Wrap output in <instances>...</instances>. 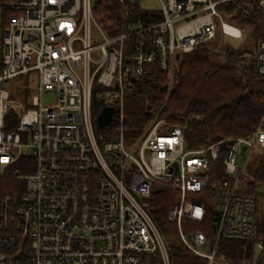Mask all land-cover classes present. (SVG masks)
<instances>
[{"label":"built area","instance_id":"2783aa9c","mask_svg":"<svg viewBox=\"0 0 264 264\" xmlns=\"http://www.w3.org/2000/svg\"><path fill=\"white\" fill-rule=\"evenodd\" d=\"M117 1L127 16L139 2ZM256 1L264 27V0ZM158 2L161 20L128 21L108 37L93 0H0V264H149L154 254L170 264L146 208L163 188L180 192L168 219L177 223L181 242L208 264L219 258L216 243L182 223H201L206 213L189 192L211 187L216 239L254 237L255 198L214 179L211 163L223 155L226 174L237 181L241 154L264 156L263 123L250 136L187 149L183 125L162 117V105L134 141L124 133L125 96L136 82L166 90L167 100L177 55L211 40L219 24L226 36H244L218 10L220 1ZM254 58L264 77V39ZM157 70L167 75L165 82ZM19 76H27L22 99L11 84ZM96 89L118 109L115 133L96 131ZM50 93L53 100L46 101ZM14 110L19 123L9 129Z\"/></svg>","mask_w":264,"mask_h":264},{"label":"trees","instance_id":"16d2710c","mask_svg":"<svg viewBox=\"0 0 264 264\" xmlns=\"http://www.w3.org/2000/svg\"><path fill=\"white\" fill-rule=\"evenodd\" d=\"M220 1L218 10L224 18L240 27L250 39L247 50L235 49L224 42L221 33L181 54L174 69V83L166 100L167 91L149 84L136 82L125 96L123 130L127 138H136L162 105L161 115L171 124L184 127L187 149L199 148L232 136H250L258 126L264 125V77L257 73L255 49L264 39V27L256 0ZM126 7L117 0H93V12L102 27L112 34L120 32L128 21H143L146 25L163 17L158 9L142 7L140 2ZM165 82L167 75L158 71ZM101 91V90H100ZM109 103L96 89L93 93V115L98 116ZM117 125L111 124L99 132L115 133ZM223 155L211 163L214 179L235 184L226 174ZM11 180V179H9ZM256 201L255 235L252 239H216L211 227L213 197L211 187L199 192H189L187 198L205 208L201 223L183 218L185 230L196 229L207 233L216 243L219 258L214 264H264V156L256 169L254 179L243 190ZM180 192L163 188L155 191L146 201V208L156 222L166 244L170 264H208V260L195 255L181 241L177 223L169 221V210L177 203ZM258 243L263 249H258ZM149 264H163L160 254H154Z\"/></svg>","mask_w":264,"mask_h":264},{"label":"rangeland","instance_id":"374dc122","mask_svg":"<svg viewBox=\"0 0 264 264\" xmlns=\"http://www.w3.org/2000/svg\"><path fill=\"white\" fill-rule=\"evenodd\" d=\"M139 2L142 5V7H144V8H148V9H159L160 8V3L158 2V0H139ZM97 22H98V20H97ZM100 26H101V24H100ZM101 28L104 30L106 36L111 37L112 35H115V34H112L111 31H109L108 29H106V28H104L102 26H101ZM95 29H96V27H95ZM217 32L221 33V36H222L224 42H229L235 49L247 50L249 48V46H250V39L245 34V32H243L244 36L241 39H236V38H233V37H229V36H226V35L223 34V32L221 31L220 24L218 26V31ZM103 40H104V38H100L98 40H93V43L96 44V42H102ZM93 56H94L95 59H99L101 57L100 51L99 50L94 51L93 52ZM33 78L35 79V75L33 76ZM26 79H27V76H19V77L15 78V79L11 80L12 87L14 89L17 88V90H18V95L16 96L18 99H22V91H21V89L23 88L24 85L27 84V82H25ZM30 91H31V94L36 93V89L33 86L31 87ZM99 94L100 95H104L106 93H104V90H103V91H100ZM52 97L53 96L50 93V96L46 95L45 99H46V101H52L53 100ZM106 100H107V102L109 104L111 103V97L110 96ZM26 107L30 108L32 106L26 102ZM124 107H125V104H124ZM15 117L17 119H15ZM116 117L117 116L115 114L114 119L112 120V122H110L106 127H108L111 124L117 125V118ZM13 118L15 120H13ZM18 123H19V116H18L16 110H14L12 115L7 119V127L9 129H13V128H15L18 125ZM106 127L102 128V130L105 129ZM98 128H96L97 132H99ZM99 129H101V128H99ZM101 133H106V132H101ZM132 141H134V138H131V142ZM261 158H262L261 156H259V157H256V156L247 157L246 154H241L238 157L237 162H238V164L240 166L242 165V168L239 169V171H238V180L235 181L237 189L243 190L245 185H246V183L248 181H251V180L254 179L255 172H256V169H257V167L259 165V162H260ZM21 161H22V163H24L25 161L27 162L28 159L23 157ZM180 241H181V239H180Z\"/></svg>","mask_w":264,"mask_h":264},{"label":"water","instance_id":"95a60500","mask_svg":"<svg viewBox=\"0 0 264 264\" xmlns=\"http://www.w3.org/2000/svg\"><path fill=\"white\" fill-rule=\"evenodd\" d=\"M179 58V55H177ZM118 112V109H115L113 106H106L101 110L96 118V123L99 128L106 127L114 118V114Z\"/></svg>","mask_w":264,"mask_h":264},{"label":"clouds","instance_id":"9594fccd","mask_svg":"<svg viewBox=\"0 0 264 264\" xmlns=\"http://www.w3.org/2000/svg\"><path fill=\"white\" fill-rule=\"evenodd\" d=\"M236 35H237V36H239V35H240V33H239V32H237V33H236Z\"/></svg>","mask_w":264,"mask_h":264},{"label":"bare ground","instance_id":"6f19581e","mask_svg":"<svg viewBox=\"0 0 264 264\" xmlns=\"http://www.w3.org/2000/svg\"><path fill=\"white\" fill-rule=\"evenodd\" d=\"M230 29H231V31L235 32L234 30H232V28H230Z\"/></svg>","mask_w":264,"mask_h":264}]
</instances>
